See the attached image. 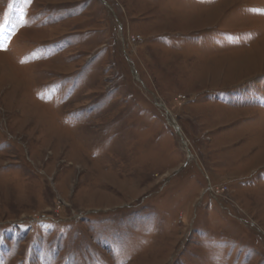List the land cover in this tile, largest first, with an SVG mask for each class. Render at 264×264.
Segmentation results:
<instances>
[{
    "label": "rangeland",
    "instance_id": "obj_1",
    "mask_svg": "<svg viewBox=\"0 0 264 264\" xmlns=\"http://www.w3.org/2000/svg\"><path fill=\"white\" fill-rule=\"evenodd\" d=\"M0 55V264H264V0H0Z\"/></svg>",
    "mask_w": 264,
    "mask_h": 264
},
{
    "label": "bare ground",
    "instance_id": "obj_2",
    "mask_svg": "<svg viewBox=\"0 0 264 264\" xmlns=\"http://www.w3.org/2000/svg\"><path fill=\"white\" fill-rule=\"evenodd\" d=\"M20 34H21V33H20ZM18 37H19V36H18ZM1 55H2V54H1ZM1 55H0V57H2Z\"/></svg>",
    "mask_w": 264,
    "mask_h": 264
}]
</instances>
